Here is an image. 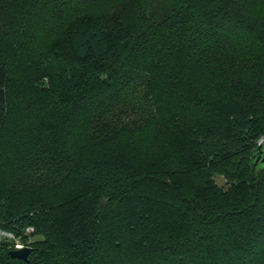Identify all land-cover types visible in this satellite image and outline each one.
Masks as SVG:
<instances>
[{
    "label": "trees",
    "instance_id": "trees-1",
    "mask_svg": "<svg viewBox=\"0 0 264 264\" xmlns=\"http://www.w3.org/2000/svg\"><path fill=\"white\" fill-rule=\"evenodd\" d=\"M262 140L264 0H0V264H264Z\"/></svg>",
    "mask_w": 264,
    "mask_h": 264
},
{
    "label": "water",
    "instance_id": "water-1",
    "mask_svg": "<svg viewBox=\"0 0 264 264\" xmlns=\"http://www.w3.org/2000/svg\"><path fill=\"white\" fill-rule=\"evenodd\" d=\"M254 167L255 168L264 167V140L261 141L259 149L255 154ZM31 252L32 249L30 247H24L20 250L13 251L12 256L23 261H28Z\"/></svg>",
    "mask_w": 264,
    "mask_h": 264
},
{
    "label": "rangeland",
    "instance_id": "rangeland-1",
    "mask_svg": "<svg viewBox=\"0 0 264 264\" xmlns=\"http://www.w3.org/2000/svg\"><path fill=\"white\" fill-rule=\"evenodd\" d=\"M55 44H56V51L59 52L61 50H64L63 48L66 46L65 33L61 34V36L57 39ZM217 181L221 186H226L225 180L221 176L217 178Z\"/></svg>",
    "mask_w": 264,
    "mask_h": 264
},
{
    "label": "built area",
    "instance_id": "built-area-1",
    "mask_svg": "<svg viewBox=\"0 0 264 264\" xmlns=\"http://www.w3.org/2000/svg\"><path fill=\"white\" fill-rule=\"evenodd\" d=\"M28 232L29 233H32L33 232V229H28ZM1 234V236H3V237H6V238H9V239H11V240H13V241H15V250H20V249H22V248H24V247H27L26 245H24L23 243H21L20 241H18L13 235H11V234H7V233H4V232H1L0 233ZM18 245H19V247H18Z\"/></svg>",
    "mask_w": 264,
    "mask_h": 264
},
{
    "label": "clouds",
    "instance_id": "clouds-1",
    "mask_svg": "<svg viewBox=\"0 0 264 264\" xmlns=\"http://www.w3.org/2000/svg\"><path fill=\"white\" fill-rule=\"evenodd\" d=\"M18 247H19V245H18Z\"/></svg>",
    "mask_w": 264,
    "mask_h": 264
}]
</instances>
